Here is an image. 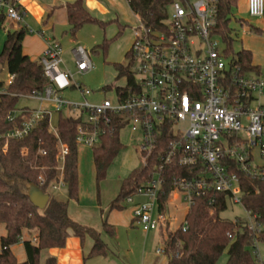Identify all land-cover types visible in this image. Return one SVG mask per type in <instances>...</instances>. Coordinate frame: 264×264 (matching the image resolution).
Returning <instances> with one entry per match:
<instances>
[{
  "label": "built area",
  "instance_id": "1",
  "mask_svg": "<svg viewBox=\"0 0 264 264\" xmlns=\"http://www.w3.org/2000/svg\"><path fill=\"white\" fill-rule=\"evenodd\" d=\"M218 0H176L168 8L161 30L146 27L140 20L131 29L132 44L128 63L133 82L122 97L112 103L104 99L91 104L85 97L88 90L73 81V75H85L92 69L89 53L77 45L71 50L74 74L63 69L62 50L53 43L42 53L39 63L47 80L46 87L25 97L37 102L35 109L13 111L7 121L23 116L19 126L0 135L7 142L27 138L37 124L47 127L57 140V177L49 193L65 190L63 170L68 148L58 139L54 116L63 111L81 118L77 126L76 145L91 149L100 138L114 132L113 121L125 123L132 133L138 132L139 151L144 163L151 154L158 136L170 126L173 141L168 146L163 164L176 158L181 167L203 171L196 178L180 179L169 194L165 209L159 210L160 177L145 189L128 197L133 220L142 231L169 228L176 220L169 205L185 206L186 214L194 198L207 192L225 194L226 205L242 206L241 177L264 181V78L261 74L243 72L236 57H228L213 35ZM0 13L5 20L21 24L23 14L9 0H0ZM251 18L264 17V0H247ZM13 77L8 79L7 86ZM74 89L82 102L65 98ZM4 91H0V94ZM123 128V129H124ZM22 152H25L23 150ZM41 155H45L42 151ZM39 185L44 184L38 177ZM142 198L141 201H136ZM170 205V206H171ZM244 210V209H243ZM176 211H179L176 209ZM245 211V210H244ZM244 221L255 236L261 230L256 217L249 212ZM186 216V215H185ZM178 228L187 229L185 217ZM36 243V238L31 239ZM257 240L252 254L257 262ZM164 255V250H157Z\"/></svg>",
  "mask_w": 264,
  "mask_h": 264
},
{
  "label": "trees",
  "instance_id": "2",
  "mask_svg": "<svg viewBox=\"0 0 264 264\" xmlns=\"http://www.w3.org/2000/svg\"><path fill=\"white\" fill-rule=\"evenodd\" d=\"M176 0H125L130 12L146 27L161 30L167 18L169 6ZM238 0H218L216 5V23L213 35L221 38L226 46V53L232 52L230 16L237 7ZM19 10V7H17ZM66 12L70 32L74 35L81 27L87 24H97L104 28L107 23L100 22L91 17L82 7L80 0L66 5ZM5 17L0 13V31ZM118 33L111 40L104 39L94 48L101 50L105 55L109 45L117 40L123 33L124 27L118 26ZM27 33L24 27L6 34L0 53V135L19 126L23 116L8 122L9 115L17 110L16 104L22 97L33 92L42 91L47 80L43 75L39 62L31 61L22 53V42ZM129 53L126 54V64H113L117 77L126 78V88L133 82L128 63ZM243 72L258 74L259 68L252 65V56L249 51L241 50L235 56ZM12 76V82L6 86L2 79V72ZM126 88H116V96L122 97ZM107 89H110L107 87ZM25 109V108H24ZM81 118L56 116L55 128L60 142L68 148L64 161L63 181L67 200L78 199L77 176V145L75 142L76 129ZM114 132L100 138L99 143L91 148L95 171V182L98 185L105 180L106 173L115 157L122 149L119 132L125 123L113 121ZM170 126H165L158 136L151 154L147 157L143 167L132 172L120 183L117 196L110 202L109 211H123L125 200L147 187L160 177V193L158 196L159 210L165 209L169 194L174 190V184L180 179L196 178L203 171L197 168L181 167L177 159L164 165L163 161L168 146L173 141ZM0 140V226H3L6 235L0 239V264H40V253L48 249H61L64 247L69 234L72 233L81 242L85 237L92 240L93 245L87 258L106 257L109 249L102 241L105 234L114 236V228L102 223L101 232L84 226L72 220L67 213V202L57 201L50 193L49 187L55 181L57 172L56 157L58 153L57 140L49 132L47 121L37 124L31 134L19 141L7 142ZM25 150V152H22ZM45 155H41L40 152ZM38 177H42L44 184L39 185ZM31 186L38 187L49 196L45 208L36 209L28 198ZM242 206L243 209L256 217L261 230L255 236L248 230L244 221L235 219L229 221L220 217L226 209L227 196L215 192H207L194 198L193 205L185 216L187 229L177 228L174 231L165 230L162 234V245L167 264H216L224 252L227 261L225 264H257L252 251V241L255 237L258 243H264V181L241 177ZM26 232L31 237L21 240ZM37 242L32 243L31 239ZM22 242L26 261L17 262L10 251V247ZM44 264H56L54 258H48Z\"/></svg>",
  "mask_w": 264,
  "mask_h": 264
},
{
  "label": "rangeland",
  "instance_id": "3",
  "mask_svg": "<svg viewBox=\"0 0 264 264\" xmlns=\"http://www.w3.org/2000/svg\"><path fill=\"white\" fill-rule=\"evenodd\" d=\"M263 18H251L248 16L244 9L243 0L238 2L237 8L232 11L230 16L229 27L231 29L230 38L232 40V52L226 55L234 58L241 50H247L251 53L252 64L259 66L260 73L264 78V48L257 46V39L260 38L251 29L255 26L257 21ZM125 21L128 27L133 28L139 25V19L134 17L130 11L125 15ZM14 24L9 28L10 24ZM16 23L5 20V30L0 31V53L2 51L3 43L6 38L7 31L16 29ZM110 26H106L103 30L91 24L84 25L76 33L74 37L66 36L64 39L63 47L67 46H81L90 55V60L93 69L85 75H73V81L80 84L83 89L88 90L91 95L85 99L91 104H97L104 99L114 102L116 100V88H123L126 85L125 77H117V72L113 68V64H123L126 59L123 54V49L126 45L125 39L119 37L113 41L104 55L101 50L94 51V48L101 44L103 35L108 32ZM121 38V40H120ZM220 43L221 50L226 51V46L221 38L216 37ZM123 40V41H122ZM65 66L74 74L73 65L66 51L63 55ZM2 79L6 80L7 76L5 71L2 72ZM110 88V89H107ZM65 98L71 101L82 102L83 98L79 93L74 95L65 94ZM39 104L33 100L22 97L16 104V109L28 108L35 109ZM63 116L73 115L71 112L63 111ZM56 116L53 118L55 125ZM140 134L138 132L132 133L130 128L126 127L119 132V139L122 149L115 157L114 161L107 170L106 178L97 187L94 171L93 159L91 150L77 146V174H78V194H83V206L96 207L94 210L98 215H101L100 209H104L111 199L115 198L118 194L120 183L123 179L127 178L132 172L140 170L144 165V156L139 151L140 144L138 140ZM58 198L66 202L65 190L59 191ZM51 194V193H50ZM54 195V194H53ZM75 202V201H74ZM132 209V206L126 205L122 214H127ZM125 212V213H124ZM176 212V211H175ZM172 213V212H170ZM176 220L173 228H175L182 221L181 213H173ZM123 216V215H122ZM220 217L229 221L240 219L241 221L247 220V214L243 208L233 205L228 202L224 212ZM113 237L102 234L101 239L107 244L109 250L113 253L111 260L114 264H154L157 258L156 251L162 249V244L159 240V233L157 231L144 232L140 227L133 226L132 229L116 227ZM165 230V228H164ZM257 256L261 263H264V243H257L256 247ZM226 252L222 254L216 264H222L226 261ZM164 257L159 256L158 262H163Z\"/></svg>",
  "mask_w": 264,
  "mask_h": 264
},
{
  "label": "crops",
  "instance_id": "4",
  "mask_svg": "<svg viewBox=\"0 0 264 264\" xmlns=\"http://www.w3.org/2000/svg\"><path fill=\"white\" fill-rule=\"evenodd\" d=\"M9 1L14 3L17 7H19L20 11L23 14L21 24H17L16 29H12V31H7V33L14 32L19 30L21 27H24L27 30V33L22 42L23 55L27 56L33 62H38L42 53L46 50V48L53 43H57L62 50V60L64 62L63 69L69 71L65 66L66 64L63 55L65 54L66 51H68L72 63L71 50L75 47V45L70 47L67 46L66 48H64L63 44L66 36L69 35L71 37H74L75 34L72 35L70 32V26L68 23V17L66 12V5L73 3L77 0H9ZM80 1L82 3V7L85 9L86 12H88V14L91 17H93L94 19L100 22L107 23V26H110L108 32H106V34L103 35L102 41L104 39L111 40L112 38H114L118 33L119 30L118 26L124 27V31L121 37H123L122 39H125L126 41V45L123 49L124 50L123 54L126 59V54L129 53L132 44V33H131L132 28L128 27V31H126V34L124 33L125 30L127 29V25H125L126 24L125 15L127 14L128 11H130L125 0H80ZM239 1L240 0H238V2ZM238 2H237V6H238ZM243 3H244L245 12H247V0H243ZM262 18L263 19L257 21L254 24L255 26L251 29L252 32H254L257 36L260 37L257 39V46L260 48L261 47L264 48V17ZM4 25H5V21L2 26L3 31L5 30ZM13 25L14 24L11 23L9 25V28H12ZM91 25H95L99 27L104 32L105 27L102 28L97 24H91ZM126 61L125 63H123L124 65L126 64ZM256 67L259 68V66ZM73 71H74V67H73ZM258 74H261L260 68ZM9 77L10 76H7L6 86ZM66 93L68 95H74L76 91L74 89H70L67 92H65V94ZM93 171H94V165H93ZM94 178H95V171H94ZM59 194H60L59 192L51 193V195L57 201L63 202L58 198ZM82 199H83V194L80 192V198L78 194L77 201L74 202L72 200L70 201L66 200L68 205L67 208L68 216L75 222H78L84 226L91 227L98 232H101L102 223L105 220L107 224H109L113 228L121 227L126 229L128 228L132 229L134 225L140 227L133 220L131 210L129 212H126L127 214H122L123 213L122 211L108 210V206L114 198L111 199V201L107 205H105L104 209H100L101 215H98L94 211L96 209L95 206L92 208L88 206H83ZM141 200L142 198H137L136 201H141ZM170 205H169V212H172V214L176 212L177 214L181 213L183 220V218L186 215L185 206L179 204L178 202H176L174 206L172 205L170 206ZM176 209H178L179 211H176ZM181 223L182 221L180 222V224ZM180 224H178L175 228H173L175 224L174 222H172L170 226V230L169 228L168 229L165 228V230L167 229L169 231H174L180 226ZM165 230L164 228H162L157 231L159 233V240L161 244H162V234L165 232ZM114 233H115V229H114ZM5 235L6 232L4 227L0 226V239ZM30 237H31L30 235L24 232L22 234L21 240L22 241L27 240ZM92 245L93 242L90 238L85 237L84 241L81 242L72 233H70L63 248L48 249L41 251L39 261L40 264H44L48 258H54L56 260V264H114L113 261L111 260L112 258L111 256L113 255V253L110 250H109L110 253L106 257H95L88 259L87 255ZM159 250H163V245H162V249ZM10 251L16 258L17 262L24 263L26 261V255L24 252L22 242H19L18 244L10 247ZM156 256L157 258L154 264H159L157 262L159 256L162 255L157 254L156 251ZM163 257L164 260L160 264H167L168 262L167 257L165 255H163Z\"/></svg>",
  "mask_w": 264,
  "mask_h": 264
},
{
  "label": "water",
  "instance_id": "5",
  "mask_svg": "<svg viewBox=\"0 0 264 264\" xmlns=\"http://www.w3.org/2000/svg\"><path fill=\"white\" fill-rule=\"evenodd\" d=\"M28 198L31 204L40 211H42L45 208L47 202L49 201V196L43 193L36 186H31L29 188Z\"/></svg>",
  "mask_w": 264,
  "mask_h": 264
}]
</instances>
